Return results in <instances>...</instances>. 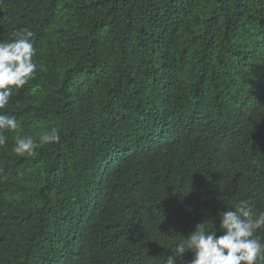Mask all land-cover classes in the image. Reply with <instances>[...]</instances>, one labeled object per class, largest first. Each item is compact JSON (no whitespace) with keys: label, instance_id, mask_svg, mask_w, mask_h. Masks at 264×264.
Listing matches in <instances>:
<instances>
[{"label":"trees","instance_id":"obj_1","mask_svg":"<svg viewBox=\"0 0 264 264\" xmlns=\"http://www.w3.org/2000/svg\"><path fill=\"white\" fill-rule=\"evenodd\" d=\"M25 28L37 71L3 110L20 127L0 147V264H165L239 200L264 211V0H0V42Z\"/></svg>","mask_w":264,"mask_h":264},{"label":"clouds","instance_id":"obj_2","mask_svg":"<svg viewBox=\"0 0 264 264\" xmlns=\"http://www.w3.org/2000/svg\"><path fill=\"white\" fill-rule=\"evenodd\" d=\"M35 36L27 28L12 34L10 41L0 42V147L7 144L6 133L15 132L19 123L15 115L3 110L10 104L13 91L22 89L37 71L34 57ZM59 129L52 127L39 136L40 145L59 143ZM37 141L31 136L15 137L13 151L18 156H33ZM220 230L199 223L187 238L175 244V257H167L165 264H177L176 258L191 251V264H264V239L258 234L264 231V211L258 210L251 199H241L220 216Z\"/></svg>","mask_w":264,"mask_h":264},{"label":"bare ground","instance_id":"obj_3","mask_svg":"<svg viewBox=\"0 0 264 264\" xmlns=\"http://www.w3.org/2000/svg\"><path fill=\"white\" fill-rule=\"evenodd\" d=\"M16 167V166H15ZM20 176V175H19Z\"/></svg>","mask_w":264,"mask_h":264}]
</instances>
